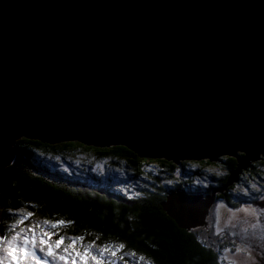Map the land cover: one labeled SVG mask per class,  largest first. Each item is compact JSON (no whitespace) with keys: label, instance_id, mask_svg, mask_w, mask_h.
Instances as JSON below:
<instances>
[{"label":"water","instance_id":"obj_1","mask_svg":"<svg viewBox=\"0 0 264 264\" xmlns=\"http://www.w3.org/2000/svg\"><path fill=\"white\" fill-rule=\"evenodd\" d=\"M20 138L177 164L233 157L212 193L163 203L188 229L198 204L204 223L264 159V0H0V166Z\"/></svg>","mask_w":264,"mask_h":264},{"label":"trees","instance_id":"obj_2","mask_svg":"<svg viewBox=\"0 0 264 264\" xmlns=\"http://www.w3.org/2000/svg\"><path fill=\"white\" fill-rule=\"evenodd\" d=\"M60 146H82L93 150L98 157L124 159L136 173H141V161L146 159L157 161L171 171L186 163L143 158L120 145L94 147L77 141L52 145L20 138L14 144L16 156L12 163L0 166V235L12 234V219L4 220V214L9 209L15 211L23 208L34 212V217L40 219L73 221L57 231L66 237L83 236L82 243L94 242L98 246L122 243L125 246L123 250L143 257L147 264H220L218 251L199 238L194 227L188 229L180 226L163 205L167 195L175 190L208 194L219 186H192L189 182L184 186L178 182L170 187L159 185L144 195L129 198L113 187L80 181L66 172L36 161L32 147L54 151ZM224 161L228 172L218 179L219 185L227 181L229 173L236 167L235 158L225 157ZM253 166L255 163L249 170ZM233 186L228 187L224 194L218 193L217 198H225L227 203L232 204L233 198L227 194L230 195L229 190Z\"/></svg>","mask_w":264,"mask_h":264},{"label":"rangeland","instance_id":"obj_3","mask_svg":"<svg viewBox=\"0 0 264 264\" xmlns=\"http://www.w3.org/2000/svg\"><path fill=\"white\" fill-rule=\"evenodd\" d=\"M32 149L36 161L66 172L80 181L113 187L128 197L144 195L159 185L170 187L178 182H182L184 186L189 182L188 184L192 186L220 187L222 184L219 185L218 179L228 172L225 157L210 163L189 160L184 166L172 171L157 161L144 160L141 161V173H136L133 166L124 159L112 156L98 157L93 150L82 146H60L54 151L39 147ZM65 168L67 171L64 170ZM229 193L233 198L232 206L224 201V198H216L208 211L205 210L207 214L204 223L200 218L204 207L198 204L194 206L192 209L198 208L196 210L202 223H198L194 228L199 238L218 251L220 264H243V260L245 258L250 260V257L247 256V249L238 246L240 244L237 240L242 238L250 242L257 239L264 240V159L255 162L251 170L243 172L240 180L234 183ZM183 207L184 200H178L176 208L180 218L187 213L184 212ZM193 218L188 216L187 220ZM39 220L42 219L33 216L25 221L24 227ZM237 248L242 251L237 252ZM122 254L124 259L117 260V264H147V261L132 255L129 251L123 250ZM49 264H52L51 260Z\"/></svg>","mask_w":264,"mask_h":264},{"label":"snow or ice","instance_id":"obj_4","mask_svg":"<svg viewBox=\"0 0 264 264\" xmlns=\"http://www.w3.org/2000/svg\"><path fill=\"white\" fill-rule=\"evenodd\" d=\"M64 170L67 171L66 168ZM34 215V212L23 208L9 209L4 214V220L12 219L10 227L13 231L8 236L0 235V264H49L50 260L52 264H117V260L124 259L125 246L122 243L96 246L94 242L80 243L83 236L66 237L53 231L73 221L44 218L24 227L25 221ZM53 236L56 238L51 239ZM236 251L242 249L237 248Z\"/></svg>","mask_w":264,"mask_h":264},{"label":"flooded vegetation","instance_id":"obj_5","mask_svg":"<svg viewBox=\"0 0 264 264\" xmlns=\"http://www.w3.org/2000/svg\"><path fill=\"white\" fill-rule=\"evenodd\" d=\"M227 196L231 197V195L229 194H227ZM223 200L226 201L225 198ZM230 205L232 206V204ZM237 241H239V244H240L238 246H242L243 248L247 249V252H248L247 256L250 257L249 258L250 260H248V258H245L243 260V264H264V240L257 239V240H254L253 242H250L242 238Z\"/></svg>","mask_w":264,"mask_h":264}]
</instances>
